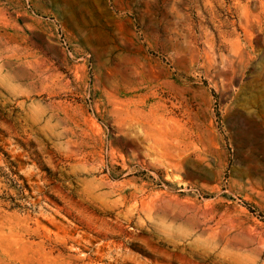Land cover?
Here are the masks:
<instances>
[{
	"label": "rangeland",
	"instance_id": "1",
	"mask_svg": "<svg viewBox=\"0 0 264 264\" xmlns=\"http://www.w3.org/2000/svg\"><path fill=\"white\" fill-rule=\"evenodd\" d=\"M0 264H264V0H0Z\"/></svg>",
	"mask_w": 264,
	"mask_h": 264
}]
</instances>
